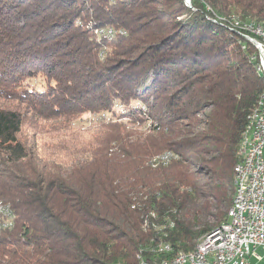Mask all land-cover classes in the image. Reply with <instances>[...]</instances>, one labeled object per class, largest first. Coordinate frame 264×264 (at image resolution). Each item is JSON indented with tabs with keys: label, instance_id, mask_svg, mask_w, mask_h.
<instances>
[{
	"label": "trees",
	"instance_id": "obj_1",
	"mask_svg": "<svg viewBox=\"0 0 264 264\" xmlns=\"http://www.w3.org/2000/svg\"><path fill=\"white\" fill-rule=\"evenodd\" d=\"M191 3L0 0V203L13 213L0 230V264L156 263L227 221L242 134L264 95L247 36L260 38L245 28L264 30V0ZM84 17L127 32L104 60L102 42L76 25ZM116 100L125 120L110 129L154 122L143 154L128 153L127 140L94 149L95 163L113 148L140 166L126 176L70 165L24 135L26 111L69 118ZM162 244L173 251L159 253Z\"/></svg>",
	"mask_w": 264,
	"mask_h": 264
},
{
	"label": "rangeland",
	"instance_id": "obj_2",
	"mask_svg": "<svg viewBox=\"0 0 264 264\" xmlns=\"http://www.w3.org/2000/svg\"><path fill=\"white\" fill-rule=\"evenodd\" d=\"M88 5L91 6L92 2L89 1ZM92 22L93 20H90V17L87 18L84 17V19H80V18L77 19L76 25L85 26L86 29L92 31L94 40H96L97 42H102L103 48L99 52V57L100 59L104 60L105 56L108 54V44L115 41L117 37L125 36L127 32L122 28H117L112 25L95 26L93 25ZM247 26L249 25H245V28ZM252 26L254 28L258 26L261 27L260 25L257 24H254ZM248 29L252 31L251 28ZM252 32L258 36V34H256L254 31ZM247 37L249 40L255 39V43L258 45L263 44L262 38L259 36L258 37L260 38V40H257L256 38H252L249 36ZM43 80L44 79L42 77H37V78H33L31 81L42 82ZM0 103L2 102L0 101ZM6 105L10 107L12 106L20 107V109H22V111L24 112L23 106H17L18 105L17 102L14 103L7 102ZM137 105H138L137 107H140L143 111L148 110L145 104H142L141 106L139 104ZM123 107H124L123 104L120 103L119 100H116L113 103V107L110 111H102V112L88 111L85 113L84 112L80 113L75 117H69V118L61 117L59 119L39 118L38 116H35L32 113H27L26 111L25 113L26 126L24 129V135L31 142H35L38 149L43 154L64 155L68 159V161H64V162H68L70 165L78 163L77 161H81V162L86 161L88 164L85 165L94 163L93 165L90 166L89 169L98 170L101 174H113V175L115 174L119 176L122 174L126 176L129 173L141 169L140 166H138L135 162L126 163L124 161L126 158L120 156L121 153L118 154L117 156H114V154L112 153L113 148H109L108 150L109 152L108 153L106 152L105 160L107 161V163L104 160L103 161L101 160V157H104L103 155H99L98 156L99 159L95 163L94 161L95 156L92 154L94 153V149H96L98 146L108 147V141H113V143L114 142L118 143V141H122V140H127L130 144V149L128 150V153L143 154L147 143L146 134H148L145 131V129L149 128L154 122L147 120L145 121L142 127L128 126V129L130 130L132 129L131 133H129L128 130L127 132L119 131V130L117 131L115 129H110L108 126H105L112 122L125 120V117L123 116L125 114V109ZM119 115H121V117H119ZM243 135L244 133L242 134V140H243ZM139 137L142 138L136 140V138ZM115 147L118 148L119 143ZM72 157L74 158L71 161H69ZM76 157H80V158H76ZM75 158L76 160H74ZM159 159L160 156L156 157L154 160L158 161ZM235 167H234V173H235ZM10 212H12V210ZM5 221L6 218L4 216L2 223H4ZM211 221H213L212 218ZM117 264H122V263H117ZM250 264H264V260L261 261L251 260Z\"/></svg>",
	"mask_w": 264,
	"mask_h": 264
},
{
	"label": "built area",
	"instance_id": "obj_3",
	"mask_svg": "<svg viewBox=\"0 0 264 264\" xmlns=\"http://www.w3.org/2000/svg\"><path fill=\"white\" fill-rule=\"evenodd\" d=\"M254 25V24H250ZM264 68L263 47L255 43ZM261 122H256L248 133L247 151L239 164L236 202L230 221L203 246L199 257L184 259L182 264H250L264 260V102ZM4 216L0 215V226ZM158 262V261H157ZM163 264H174L162 262ZM146 264H155L150 262Z\"/></svg>",
	"mask_w": 264,
	"mask_h": 264
},
{
	"label": "bare ground",
	"instance_id": "obj_4",
	"mask_svg": "<svg viewBox=\"0 0 264 264\" xmlns=\"http://www.w3.org/2000/svg\"><path fill=\"white\" fill-rule=\"evenodd\" d=\"M251 28L252 31H254L256 34H258L259 37L262 38V43L263 44H259L261 47H263V52H264V30L261 27H253L252 25H249L246 27ZM249 30V29H248ZM113 35V34H112ZM258 69L262 72V74L264 75V68H262L260 65L258 67ZM264 102V95L262 96V98L260 99V102L258 104V106L255 108V110L252 112V114L249 117V121H248V125L245 128L244 131V135H243V140L240 146V150L239 151H247V145H248V133L251 129V127L253 126V124H256V122H261V105ZM241 160H239V163L236 165L235 171L236 174L239 171V164H243V154H239ZM171 157L170 154H166L163 155L162 157H160V159L162 161H168V159ZM236 187H237V176H236V181H235V197H234V201L233 204L231 206V208L228 210L227 213V221L223 222L221 225H219L218 227L214 228L213 230H211L210 232H208L207 234H205L203 237H201L200 239L197 240L195 247L191 250V251H180L179 253L175 254L172 258H163L161 260H159L158 262H156L155 264H163L162 262H169V263H174V264H182L184 259H195V257H199L200 256V252L203 246V241H207L208 239H210V237H213L215 234H217L218 232L224 230L225 225L227 224L228 221H230V214L233 213L234 211V204L236 202ZM0 215H9V216H5L6 221L4 223L1 224L0 229L2 231V228H10L12 226L13 223V214L12 212H10V209L8 208V206L2 205L0 204ZM0 231V232H1ZM172 247L168 244H162L159 249L158 252L161 254H169L171 253ZM151 262V261H150ZM148 263V261L143 258V257H139V263L138 264H146Z\"/></svg>",
	"mask_w": 264,
	"mask_h": 264
},
{
	"label": "water",
	"instance_id": "obj_5",
	"mask_svg": "<svg viewBox=\"0 0 264 264\" xmlns=\"http://www.w3.org/2000/svg\"><path fill=\"white\" fill-rule=\"evenodd\" d=\"M186 1V4L189 6V7H192V3H191V0H185ZM252 42H254L253 39H250Z\"/></svg>",
	"mask_w": 264,
	"mask_h": 264
}]
</instances>
